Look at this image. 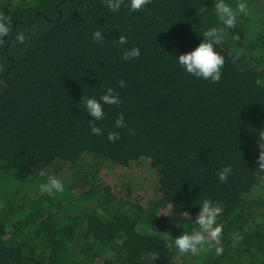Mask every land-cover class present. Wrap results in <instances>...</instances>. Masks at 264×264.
I'll list each match as a JSON object with an SVG mask.
<instances>
[{
  "label": "trees",
  "instance_id": "obj_1",
  "mask_svg": "<svg viewBox=\"0 0 264 264\" xmlns=\"http://www.w3.org/2000/svg\"><path fill=\"white\" fill-rule=\"evenodd\" d=\"M242 2L248 14L226 28L213 0L138 11L123 0L115 12L102 0H0V16L28 37L26 48L0 44V264H264V0ZM208 27L223 30L218 82L175 57ZM133 46L140 56L123 60ZM108 86L121 103L104 106L95 135L80 99ZM49 176L62 192L40 190ZM205 198L222 209L223 251L181 254L174 238Z\"/></svg>",
  "mask_w": 264,
  "mask_h": 264
},
{
  "label": "clouds",
  "instance_id": "obj_2",
  "mask_svg": "<svg viewBox=\"0 0 264 264\" xmlns=\"http://www.w3.org/2000/svg\"><path fill=\"white\" fill-rule=\"evenodd\" d=\"M110 11H118L121 8L123 0H102ZM149 0H128V8L130 11H138L145 7ZM216 16L226 28H232L238 22V17L243 14H248V9L244 2H239L235 8L227 2V0H213L212 6ZM202 40L190 51L182 52L176 57V62L190 75L211 82H218L221 78V69L225 63V57L217 50L223 38V30L216 27H208L201 33ZM12 39L23 47H27L26 40L28 37L22 32H13L8 17L0 16V44H3L6 39ZM93 42H101L104 40V33L96 30L92 33ZM116 41L120 45L127 43V38L119 34ZM140 49L138 47L126 48L122 52V59L127 61L129 59L138 58L140 56ZM120 87L125 86L123 79L118 80ZM81 102L83 108L92 119H88V124L91 133L100 135L102 129L95 121L102 120L105 112V105H116L121 103L118 92L111 86L103 88L99 97L96 96H82ZM125 122L123 114L117 116L115 120V127H124ZM131 132V129H129ZM107 139L109 141L119 139V134L116 132H108ZM258 144L260 153L258 156V167L264 170V131H258ZM232 170L230 164H225L220 167L216 175L220 182L228 179V175ZM43 175V173H41ZM43 192H62L64 190V183L55 176H49L46 183L39 185ZM199 204L198 212L195 215L194 227L190 231H181L179 235L174 238V246L181 254L187 253L190 255H197L206 248H215V252L219 255L223 248L221 246V236L223 231L222 224L218 223L221 215V207L212 200L205 198Z\"/></svg>",
  "mask_w": 264,
  "mask_h": 264
},
{
  "label": "rangeland",
  "instance_id": "obj_3",
  "mask_svg": "<svg viewBox=\"0 0 264 264\" xmlns=\"http://www.w3.org/2000/svg\"><path fill=\"white\" fill-rule=\"evenodd\" d=\"M262 1V0H261ZM239 2H241V0H236L235 2H234V5H236L237 3H239ZM80 185V184H79ZM177 255V254H176ZM178 256H174V258L172 259V262H171V264H178V262L177 261H180V258L178 257Z\"/></svg>",
  "mask_w": 264,
  "mask_h": 264
}]
</instances>
